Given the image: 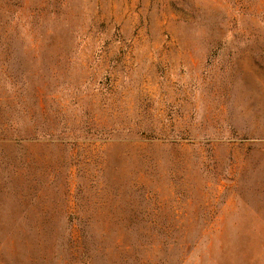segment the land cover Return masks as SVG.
<instances>
[{
  "label": "rangeland",
  "instance_id": "1",
  "mask_svg": "<svg viewBox=\"0 0 264 264\" xmlns=\"http://www.w3.org/2000/svg\"><path fill=\"white\" fill-rule=\"evenodd\" d=\"M2 27L0 100L70 129L0 147V264H78L27 234L82 211L99 264H264V0H0Z\"/></svg>",
  "mask_w": 264,
  "mask_h": 264
},
{
  "label": "trees",
  "instance_id": "2",
  "mask_svg": "<svg viewBox=\"0 0 264 264\" xmlns=\"http://www.w3.org/2000/svg\"><path fill=\"white\" fill-rule=\"evenodd\" d=\"M9 35H13V29L9 28L8 30L6 27H2L0 31V45L3 46V42H5L7 44L6 47L8 48ZM5 100L6 99L0 100V147L7 148L19 146L22 142L28 140H44L51 143L69 140V138H66L65 136H60L68 133L67 130L70 129L69 125H63V130L58 128L55 133H50L46 130L43 123H39L36 120L26 119L24 117L25 110L20 103L17 102L16 105ZM87 138L93 137L87 136ZM73 140L76 141L80 139L77 136L76 138H73ZM63 167L64 166L62 165L61 168ZM65 171H67V169ZM84 171L85 169L79 171L81 172V179L85 178L86 173ZM79 200L81 199L79 198ZM59 218L62 219V216ZM64 219L68 220V225L70 224L66 231H39L35 233L31 231L27 234V236L31 238L34 236L36 241L38 240L39 242H42L43 245L47 246L45 248V252H47V248L54 247L58 251L57 256L62 253L59 256L61 258L63 257L66 262L70 261L78 264H99V258L104 257L106 259L108 257V255L100 249L101 245H98L103 235L99 232V230L93 229V225H96V223L94 222L92 215H86V213H83L82 211L79 214L68 215L67 217H64ZM74 226L77 228L80 235V242L78 246H75L73 239L75 231ZM123 236L125 240L130 242L129 245H127L130 249L129 251H126L127 255L133 251V257H139L145 253L151 254L154 251L153 249L145 248V246L139 241V239L142 240V238H154L156 235L153 233L146 234L139 231H136L135 233L125 232ZM157 236L161 238V235ZM180 251L181 249L179 248H169L167 246H165L164 249L158 250L160 254L164 253L166 255L167 260H165L163 264H165V262L166 264H183L186 258L185 256L183 257ZM126 261H128V259L125 258V260L120 264H128Z\"/></svg>",
  "mask_w": 264,
  "mask_h": 264
}]
</instances>
